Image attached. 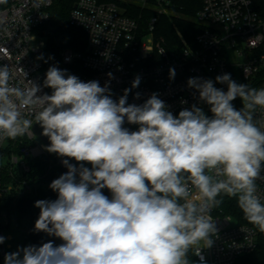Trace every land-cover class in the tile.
Masks as SVG:
<instances>
[{"label": "clouds", "instance_id": "obj_1", "mask_svg": "<svg viewBox=\"0 0 264 264\" xmlns=\"http://www.w3.org/2000/svg\"><path fill=\"white\" fill-rule=\"evenodd\" d=\"M66 71L49 67L43 87L51 94L37 95L40 85L12 86L9 66L0 65V141L33 136V120L22 110L34 111L50 141L46 151L67 158L68 169L49 185L57 198L34 204L40 209L34 231L62 243L18 247L4 264H195L188 254L201 256L212 246L211 212L223 196L236 198L247 222L264 233L257 184L264 181V120L254 118L264 110V87L237 83L228 73L215 78L227 91L211 79L189 78L211 116L196 104L174 115L156 93L129 104L131 89L114 100L107 84ZM139 83L137 77L132 88ZM237 98L240 109L232 103ZM5 239L0 235V244Z\"/></svg>", "mask_w": 264, "mask_h": 264}, {"label": "built area", "instance_id": "obj_2", "mask_svg": "<svg viewBox=\"0 0 264 264\" xmlns=\"http://www.w3.org/2000/svg\"><path fill=\"white\" fill-rule=\"evenodd\" d=\"M201 1L200 9L190 18L201 29L191 41L178 31L180 40L170 47L163 38L155 39L154 29L160 15L175 13L172 0H133L132 3L142 9L154 12L146 25L142 24L141 16L129 15L126 5L117 0H78L71 11L70 22L85 30L87 48L84 53L66 49L62 54L63 62L71 64L76 59L81 60L86 73L78 78L84 82L98 81L101 87L107 84L114 100H118L125 89H131L128 103L140 105L156 93L174 115L184 108L190 109L193 104L203 105L198 92L188 86L189 78L211 79L215 87L227 91V85L217 83L215 78L228 73L237 83L252 85L264 71V0ZM53 4L54 0H0V65L9 66L12 86L24 89L28 80L40 85L37 95L51 94L43 87L47 69L38 59L45 39L35 30L50 20ZM170 68L175 69L173 79H170ZM137 77L140 83L132 88ZM137 93L139 98H136ZM22 114L35 122L34 111L24 109ZM254 118L264 120V110L258 109ZM124 126L130 131L138 127L127 122ZM31 131L33 136L26 134L15 140L0 141V169L7 167L14 176L18 197L35 195L39 179L46 175L38 181L25 177L31 172L32 160L44 157L49 168L57 164L68 170L62 163L64 158L46 151L47 144ZM18 141L20 154L13 150L5 154V149L9 145L13 148ZM4 156L6 161H3ZM69 162L79 167L76 162ZM17 170L22 176L20 179L15 177ZM257 184L259 194L264 197V181ZM14 188V184H10L6 190ZM211 216L216 235L212 237V246L201 249V256H196V264H201V258L203 264H235L239 257L256 249L259 231L254 226L240 224L217 208L212 210ZM11 220L19 221L16 214L3 215L4 225L8 226ZM0 235L6 238L2 230ZM0 248L2 253L6 241Z\"/></svg>", "mask_w": 264, "mask_h": 264}, {"label": "trees", "instance_id": "obj_3", "mask_svg": "<svg viewBox=\"0 0 264 264\" xmlns=\"http://www.w3.org/2000/svg\"><path fill=\"white\" fill-rule=\"evenodd\" d=\"M77 1L78 0H54V4L50 8V20L37 27L35 33L45 39L44 49L39 55V57H42L40 59L44 62L45 68L48 70L49 67L56 66L61 70H67L66 75L72 74L78 77L79 75L86 73L81 60L76 59L73 63L66 64L62 59V54L66 49L84 53L87 48V35L85 30L82 27L72 25L70 22V14ZM172 1L175 13L177 12L181 15H160L154 29L155 39L160 40L163 38L165 43L170 47L180 40L178 31L191 41L194 34L201 29V26L198 23L190 19L194 17L200 9L202 5L201 0ZM120 4L124 5L123 3ZM126 7L128 8L127 13L129 15L141 16V22L145 25L148 17L154 13L151 10L142 9L139 5L134 3H131L128 6L126 5ZM249 87L257 89L264 87V71L260 72L256 81ZM46 90L49 93L52 91L50 88H46ZM232 103L237 109L242 107V101L239 98ZM202 107L204 108L205 113L211 116L209 107L204 103ZM20 147V141H18L13 148L9 145L5 149V154H9L12 150L20 154ZM85 166L91 167L89 164H85ZM65 172H67L66 169L57 164L49 168L47 159L44 157L32 160L31 172L25 177L38 181L39 177L44 174L46 175L39 179V187L35 195L18 197L16 195L18 187L16 181H14V176L7 167L0 169V230L3 224V215L5 213L10 216L16 214L19 220L24 217L29 219L27 231L33 245L40 246L47 242L48 235L46 233H37L34 231L35 221L40 212V209L35 207L34 204L37 200H55L57 198V193L52 191L49 185L54 179L58 178ZM15 175V177L19 179L22 177L18 170ZM10 184H14L15 188L12 191H7L6 188ZM102 191L106 196L111 198V193L107 189H103ZM15 197H17V199H15ZM217 209L221 210L224 215L233 216L240 224H249L238 207L236 198L223 196V203ZM53 243L59 245L62 241ZM188 255L189 259L196 264V255H193L192 252H189ZM0 264H2L1 248ZM235 264H264V233L259 232V240L256 249L249 254L239 257Z\"/></svg>", "mask_w": 264, "mask_h": 264}, {"label": "rangeland", "instance_id": "obj_4", "mask_svg": "<svg viewBox=\"0 0 264 264\" xmlns=\"http://www.w3.org/2000/svg\"><path fill=\"white\" fill-rule=\"evenodd\" d=\"M120 1V3H123L124 5H130L133 0H117ZM175 14V13H174ZM5 146L7 147V143H5ZM5 147V148H6ZM7 157L4 156L3 161H6ZM2 227L1 230L4 232V235L6 236V248L2 250L1 253V261L2 264H4V255L6 253L15 252L18 247H26L28 245H33L31 239L29 238L28 231H27V225L29 223V219L26 217L21 218L18 222L15 220H11L10 224L4 225V221L2 220ZM11 235V239H8V235ZM52 242H60V240L54 236L47 237L48 241ZM10 244V247L7 245Z\"/></svg>", "mask_w": 264, "mask_h": 264}, {"label": "water", "instance_id": "obj_5", "mask_svg": "<svg viewBox=\"0 0 264 264\" xmlns=\"http://www.w3.org/2000/svg\"><path fill=\"white\" fill-rule=\"evenodd\" d=\"M32 130H33L34 134H35L38 138H40L43 142H45V143L47 144V146L50 144V141H49L48 137L42 135V131H43V130H42L41 126H40L38 123H35V122H34V124H33V126H32ZM62 158L67 159V158H65V157H62ZM70 161H72V162H76L75 160H70ZM76 163H77V162H76Z\"/></svg>", "mask_w": 264, "mask_h": 264}, {"label": "crops", "instance_id": "obj_6", "mask_svg": "<svg viewBox=\"0 0 264 264\" xmlns=\"http://www.w3.org/2000/svg\"><path fill=\"white\" fill-rule=\"evenodd\" d=\"M7 237H8V239H11V235L10 234ZM8 245H10V244H8Z\"/></svg>", "mask_w": 264, "mask_h": 264}]
</instances>
